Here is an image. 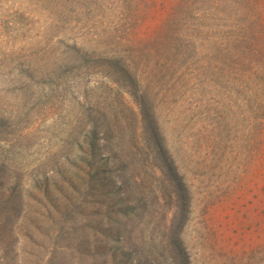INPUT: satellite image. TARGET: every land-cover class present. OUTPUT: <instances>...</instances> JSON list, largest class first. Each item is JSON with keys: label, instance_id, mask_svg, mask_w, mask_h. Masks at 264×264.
I'll list each match as a JSON object with an SVG mask.
<instances>
[{"label": "rangeland", "instance_id": "obj_1", "mask_svg": "<svg viewBox=\"0 0 264 264\" xmlns=\"http://www.w3.org/2000/svg\"><path fill=\"white\" fill-rule=\"evenodd\" d=\"M130 3L194 9L196 42L220 47L242 35L245 9L264 13V0H97L86 34L109 55ZM41 4L0 0V264H264L263 108L252 118L202 79L137 91L78 62L53 106L41 75L69 60L43 51L69 42L60 27L76 33Z\"/></svg>", "mask_w": 264, "mask_h": 264}, {"label": "trees", "instance_id": "obj_2", "mask_svg": "<svg viewBox=\"0 0 264 264\" xmlns=\"http://www.w3.org/2000/svg\"><path fill=\"white\" fill-rule=\"evenodd\" d=\"M34 1L35 4L42 2L40 7L43 9L44 5H48L46 9H60L61 12L54 14V18L66 21L69 17L71 26H74L72 32L76 33H73L74 36L67 35L66 26L60 27L59 34L69 42H62L59 38L54 42V47H46L43 51L44 55H49L48 59H59L63 56L69 60L61 68L57 63H52L49 71L41 75V85L55 91L53 106L55 103L60 107L65 102L62 91H67L68 87L63 84L60 75H67L71 71L70 66L78 62L83 70L91 65L95 68L103 63V66L111 71L108 78L112 82L124 87L128 85L137 91L140 86H147L157 90L166 89L172 94L181 88L186 90L188 85L195 89L202 79L200 85L206 83L219 94L226 92L230 103L241 104L249 109L250 114H254L252 118L257 116L259 110H264V13L260 9H245L240 15L242 35L239 39L236 37L237 40L233 39L235 41L220 47L212 41L203 44L196 42V34L192 30L194 25L198 24L199 16L194 9L165 8L159 9V12L156 9H146L142 13L139 9L134 11L133 4L130 3L119 8L123 9L122 13H119L121 17L115 16L113 24L111 22L112 25L109 26L111 32H117L114 36L117 50L114 49L109 55V47L97 42L98 38L102 37L100 31H92L88 38L86 34L87 9H95L97 0ZM103 1H107V8L120 2ZM182 1L184 4L187 0H178V3ZM112 16L114 17L113 14ZM140 16L143 19L139 21ZM146 20H149L147 22L150 24ZM124 42H128V46L123 45ZM84 44H88L90 49H85ZM97 44L104 48L102 51L100 49V54L95 51ZM48 73L53 76L47 78ZM204 78L206 79L203 80ZM140 101L147 103L143 97ZM85 111L88 113L90 110L86 107Z\"/></svg>", "mask_w": 264, "mask_h": 264}]
</instances>
